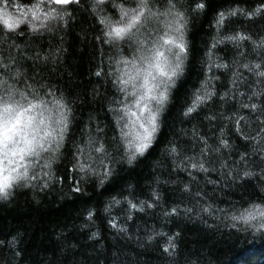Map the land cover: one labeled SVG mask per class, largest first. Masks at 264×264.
Returning a JSON list of instances; mask_svg holds the SVG:
<instances>
[{
    "label": "trees",
    "instance_id": "obj_1",
    "mask_svg": "<svg viewBox=\"0 0 264 264\" xmlns=\"http://www.w3.org/2000/svg\"><path fill=\"white\" fill-rule=\"evenodd\" d=\"M13 2L30 9L38 0ZM151 2L168 13L158 30L183 14L187 51L143 154L134 138L148 113L118 79L131 50L109 43L100 23L132 0H74L35 21L37 31L0 27V87L59 100L68 118L59 162L0 201V264H264V229L230 218L264 207V0ZM77 160L95 174L73 172Z\"/></svg>",
    "mask_w": 264,
    "mask_h": 264
},
{
    "label": "snow or ice",
    "instance_id": "obj_2",
    "mask_svg": "<svg viewBox=\"0 0 264 264\" xmlns=\"http://www.w3.org/2000/svg\"><path fill=\"white\" fill-rule=\"evenodd\" d=\"M10 0H0V26L6 29V35L17 32L21 29L22 25L28 24L31 26L32 31H37L38 26L35 21L43 18L47 20L49 18L55 19L59 15L56 5H71L74 0H38V3L32 5L30 9H25L19 3H13V7L17 10L13 13L9 10L8 4ZM50 3L53 7L48 11H43L44 6ZM99 4H103L104 0H98ZM120 17L118 20L113 21L111 18L101 19L100 23L104 24L107 28L105 35L109 37V43L117 42L118 50L123 54L125 47L130 49V57L124 58L121 62L124 65V71L120 77H118L121 84V91L126 93L127 96L135 97V104L142 111L148 113L145 118L147 124L141 123L140 127L143 129L142 133H138L136 136L135 149L136 152L143 154L146 149L149 148L152 143L153 134L157 131V117L159 114V109L153 110L150 105L153 101H156L158 105H163L167 100V92L169 86L174 84V77L182 71L183 60L181 59V53H185L187 48L183 42V31L185 24L182 23L183 14L180 12L176 13V16L172 18L171 21H164V28L169 31L158 30V25L160 24L161 16H167L168 13H160L158 11H153V6L151 0H132V6L126 7L124 4L120 6ZM175 3H170L169 8H175ZM198 9H203L205 5L203 3H198L196 6ZM29 15H31V20H29ZM220 21L223 22L224 14H220ZM43 26V25H42ZM159 31H163V35L159 34ZM174 31L179 33V37H175L170 34ZM235 40L234 36H225L221 38L220 42L223 40ZM244 39V37H240ZM215 45H213L214 47ZM177 48L179 51H174ZM167 53V54H166ZM173 60L175 62H173ZM217 67H227V65H217ZM247 67V65H245ZM259 67V65L257 66ZM97 75L101 73L97 72ZM264 75V73H261ZM22 96L27 97V93L22 92ZM207 98H211V94H206ZM205 97L197 96L196 102L193 106L187 108L185 115L192 113L195 110L196 104L199 103ZM55 103L62 108L65 107L61 101L56 100ZM46 102L43 98L40 99H30L28 108L21 109V111L35 109L37 107H45ZM10 107V106H9ZM245 107H248L245 105ZM253 109L257 105L253 104L251 106ZM3 109V105H0V110ZM138 119H140L138 117ZM67 120V117H64ZM63 131V129L61 130ZM3 133L0 132V137ZM29 147L27 149H21L20 151V163L12 169L6 168L4 164L3 152L0 151V194H7L8 189L13 185L14 181H18L23 177L28 175L27 165L28 161L24 160L25 152L34 151V145L31 141L26 142ZM60 143V139H57V144ZM225 147L228 146L227 141L222 142ZM129 148L133 147V144L128 145ZM3 148L2 140H0V149ZM96 151L103 152L104 148L101 145ZM172 152H176V148H172ZM15 156L16 153H13ZM129 162L135 159V154L129 156ZM12 163V161H9ZM197 164H192L191 167L196 168ZM25 168L24 173L20 172V168ZM201 170L207 171L203 164L199 165ZM73 172L87 173L92 172L95 174V169L77 160V164L73 165ZM15 172L14 176L12 173ZM251 173L245 172L244 176L248 177ZM31 179L35 180L36 177L33 176ZM47 187V184H45ZM75 192H80L79 187H74ZM117 204L120 202L115 201ZM152 207V205H148ZM132 208H136V204H131ZM260 206H253L252 210H246L239 219L243 221L245 225H249L252 228H257L255 221L258 216L264 218V211H260ZM143 211V208L140 209ZM177 210L172 209L175 213ZM91 213H89V218H91ZM259 229H264V223L258 225ZM168 251V249H165Z\"/></svg>",
    "mask_w": 264,
    "mask_h": 264
},
{
    "label": "clouds",
    "instance_id": "obj_3",
    "mask_svg": "<svg viewBox=\"0 0 264 264\" xmlns=\"http://www.w3.org/2000/svg\"><path fill=\"white\" fill-rule=\"evenodd\" d=\"M13 3V0H10L8 8L16 13L17 10L13 7ZM0 27L3 28V26ZM173 62L175 61L173 60ZM22 92L14 85H9L7 81H4L3 86L0 87V105H3V109L0 110V132L3 133L0 140H2L3 148L0 151L3 152L4 164L8 169H12L20 163L21 149L29 147L27 141L32 142L34 151L24 154V160L28 161V175L14 181L6 195L0 194V201L9 200L16 189L26 187L33 180L31 177L35 176V180H38L42 172L47 175L45 170H50L61 159L64 134L68 129V118L66 121L64 120L67 113L64 108L53 101L46 102V106L43 108L37 107L22 112L21 109L28 108L30 100L28 95L27 97L22 96ZM153 103L155 110L158 108L159 113H163L165 103L163 105H158L156 101ZM62 129L63 131H61ZM57 139H60L59 144H57ZM13 153L16 155L14 156ZM76 164L77 161L74 162V165ZM24 171L25 168L21 167L20 172L24 173ZM12 174L16 175L15 172ZM246 210H252V208ZM259 210L264 211V207ZM245 211L231 215V220L243 222L233 218L241 217ZM261 223H264V218L258 216L255 224Z\"/></svg>",
    "mask_w": 264,
    "mask_h": 264
},
{
    "label": "rangeland",
    "instance_id": "obj_4",
    "mask_svg": "<svg viewBox=\"0 0 264 264\" xmlns=\"http://www.w3.org/2000/svg\"><path fill=\"white\" fill-rule=\"evenodd\" d=\"M17 1H18V0H17ZM153 104H154V103H153ZM139 109L141 110V108H139ZM141 112H142L144 115L147 114V112H145V111H142V110H141ZM144 115H143V116H144ZM145 117H147V115H146ZM143 123H144V122H143ZM136 136H137V135H136ZM136 136H135L134 140H136Z\"/></svg>",
    "mask_w": 264,
    "mask_h": 264
}]
</instances>
